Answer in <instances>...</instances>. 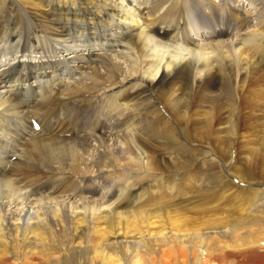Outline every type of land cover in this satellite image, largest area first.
Instances as JSON below:
<instances>
[{
  "label": "bare ground",
  "instance_id": "1",
  "mask_svg": "<svg viewBox=\"0 0 264 264\" xmlns=\"http://www.w3.org/2000/svg\"><path fill=\"white\" fill-rule=\"evenodd\" d=\"M188 1L0 0V57L10 59L0 66V264H81L84 252L88 264H130L140 252L155 256L153 264H264V239L254 241L253 230L245 241L234 223L235 239L221 238L228 224L214 217L217 205L207 206L222 183L211 160L175 187V176L200 160L180 131L190 137L208 119L188 96L193 87L200 104L216 102L206 98L217 85L231 97L215 132L231 156L236 84L263 78L264 0H244L250 10L240 0H201L198 20L213 36L199 40L184 33ZM220 6L233 26L214 16ZM92 29L116 49L86 62L69 45L89 42ZM44 60L68 75L36 77L14 98L7 75ZM195 178L205 185L196 188ZM190 210L206 218L196 223ZM161 214L167 227L153 219ZM242 214L239 223L253 216ZM251 219L259 231L264 218ZM239 250L252 251L238 259Z\"/></svg>",
  "mask_w": 264,
  "mask_h": 264
},
{
  "label": "rangeland",
  "instance_id": "2",
  "mask_svg": "<svg viewBox=\"0 0 264 264\" xmlns=\"http://www.w3.org/2000/svg\"><path fill=\"white\" fill-rule=\"evenodd\" d=\"M231 2H235V0H231ZM193 3V7L195 8V10L198 11L197 16L193 17L190 15L189 11H187L188 16L191 18L192 21L188 23V27L185 29L184 33L186 34L187 32L188 38L196 40H199L204 34H206V37L213 36V31L207 27L202 26V24L198 20L199 17L202 15L200 10V5L202 1H193ZM222 4L227 5V1L222 0ZM240 4L244 5V8L250 10V4L246 5V2L244 3V0H240ZM191 6L192 4H190L189 7ZM235 6L238 7L240 5ZM203 8H205V6ZM219 9L225 10L227 8H223L220 6ZM241 10L242 8L239 9L238 12ZM227 11L228 14L224 15V13H218L215 10L214 16H216L217 20L229 22V25L233 26L234 20H232L230 11L228 9ZM206 17L209 16H205V18ZM135 19L139 22V24L141 23V20L137 18V16H135ZM159 27L160 25L156 26L155 29L159 30ZM220 28L222 29L223 27ZM160 31H162V29H160ZM235 31L237 30L235 29ZM89 33H92L90 34L92 39L89 42L84 44L81 43L80 40H78L77 42H72L69 45L72 49L75 50V55L79 53L82 59L86 62H94V59L91 61V58L94 57V54L96 53L112 52L116 49L113 48L114 45L110 39H101L102 37L107 36L106 32H104L103 29H92ZM118 33L120 34L121 32L118 31ZM71 51L72 50L70 49L66 52ZM8 61H10L9 58L3 59L2 57H0V66L6 65ZM53 62L54 61L47 60L35 61V63H32V65L34 66L32 70H27L24 68H20L19 70L14 69L7 75L5 79V83H7L9 86V92L12 91L14 98L18 99L16 95L18 93V89L20 88L19 86L24 84L30 85L27 83L32 82L33 79L36 77H39L40 79L46 78L48 81H52L55 78H65L68 75V69L63 68L62 65H56ZM259 67L262 69V71L260 72L263 77L262 79L250 78L246 79L245 84H236L237 87L235 88V92H238V94L236 95L232 105L233 110L236 109L233 114V124L236 133L235 137L233 138L234 142L232 143V146L230 148V157L226 156V150L228 151L229 143L228 141H223V133L219 134L220 138H216L215 135V132L218 131L217 128L219 118L221 119V121H225L224 112L228 110V103L230 100L228 98H225V96H230L223 94L221 91H219L218 85L217 87H215L214 90L216 96H208L206 98L216 101L211 103L209 106V102L206 103V101H203V103L200 104L201 99L198 100L200 91H198L197 88L193 87L191 89V92L188 95L189 98L191 97L193 99V101L196 103V107L199 108V110L203 112L204 115H208V119L205 120L204 125L200 127V129L195 130L196 125H194L193 129L188 130L189 134L191 133L190 137L183 136V131H180V136H182L183 138L185 137L186 139L192 142L190 143L189 141L183 140L186 146L194 144V146L192 147L197 150V155L199 154L200 160L198 161L197 165H195V167H191L187 171L180 172L178 175L175 176V187L178 190V188H181L184 183L188 182L190 178L195 177L196 170H206L207 168L204 162L207 163L211 160L213 167L211 168L216 172H218L219 170L218 177L222 178V183L219 187L211 191L212 194L210 193L209 200L212 201L211 204L209 203L207 206L217 205L214 217L222 220L224 222V225L228 224V227L225 226L224 228L220 229L221 231H224L221 238L225 241H232L233 239H235L233 229H231V227L229 228V225H232L234 223H238V228L240 226L242 227V229L239 231L238 238L243 240L248 238L249 235H247V233L251 229L254 231L252 235V239H254V241L264 239V220L262 221V226H260L261 229H259V231H255V229L257 228V225L255 223L251 224V218L253 216L259 215L264 218V59H262V63L259 64ZM30 73L36 75L34 77H29V75H31ZM16 76H18L19 78L14 79V77ZM30 88L35 90L34 87L30 86ZM216 104L217 106H215ZM220 105L221 107H219ZM4 116L5 114H2V118ZM219 151L222 152L220 153ZM244 163L245 165H243ZM6 169H9V166H7ZM186 175L187 177L185 178ZM199 179L195 178L194 180L196 188L201 185H205L204 180L201 178ZM245 209L248 211V213H245L246 211H243ZM241 213H244L242 214L243 216H253H249L248 219H244L239 223ZM188 214L192 216L190 217L191 219L194 218V221H197L196 223H199L200 219L206 218L204 212L199 213L190 210ZM179 215L181 218H183L182 216H184L182 213H180ZM160 216H156L153 219H156L157 223H166L165 215L161 214ZM183 219L185 220V217ZM141 220H143V222H140V220H138V223H141L140 226H144L146 224V222H144L145 219ZM134 225V222L131 223L129 229L134 228ZM166 225L168 224L166 223L165 227H167ZM251 251L252 250H250V252ZM235 252L240 254L238 259H241V257L248 256L251 254L249 251L246 250H239ZM87 256L88 254L84 252L81 264H88ZM152 257L154 259H152ZM156 260L157 259L155 256L148 253L140 252L137 253L136 257L132 256L130 258V264H153V262ZM99 261L100 258L98 257V259L96 260V264H99ZM242 261L243 264H254L252 262H249L250 259H245ZM190 262L191 261H188L187 264H191ZM226 262L232 264L231 260H228ZM157 264L165 263L161 261ZM170 264H174L173 259L170 261Z\"/></svg>",
  "mask_w": 264,
  "mask_h": 264
}]
</instances>
